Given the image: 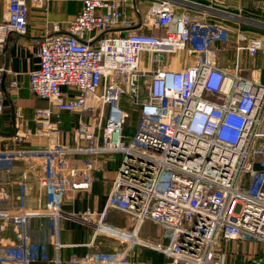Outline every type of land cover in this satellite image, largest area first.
I'll return each mask as SVG.
<instances>
[{
  "label": "built area",
  "instance_id": "1",
  "mask_svg": "<svg viewBox=\"0 0 264 264\" xmlns=\"http://www.w3.org/2000/svg\"><path fill=\"white\" fill-rule=\"evenodd\" d=\"M6 1L0 49L10 34L27 30L25 0ZM137 1L82 0L65 30L55 26L39 40L38 67L29 71L28 84L48 106L35 110L34 129L14 110L13 132L0 146V161L38 162V183L48 200L28 208L21 191L16 207H0V219L20 231L18 243L0 246L6 253L0 264H31L39 254L60 264L57 256H47L45 243L31 241L28 224L34 217L49 218L55 252L61 246L59 222L72 219L88 224L93 238L103 232L156 251L168 259L161 264H228L240 247L239 264L264 262V83L255 68L245 76L239 62L241 53L264 54V35L240 32L231 38L232 27L223 21L242 19L215 10V0H147L143 13ZM125 4L138 22L124 14ZM228 46L235 52L231 69L217 61V52ZM6 72L0 65V113ZM124 93L138 112L127 138L128 113L119 104ZM61 113L87 117L78 121L72 144L57 136L59 119L51 118ZM49 135L50 145H25ZM112 154L121 159L104 210L64 211L63 195L89 190L95 159ZM163 173L167 179L159 192ZM27 177L25 170L18 175L19 187ZM0 194L7 197L3 188ZM110 209L127 215L130 228L111 226ZM145 219L164 228L167 243L139 236ZM229 245L236 248L229 251ZM66 263L133 264L126 252L96 249Z\"/></svg>",
  "mask_w": 264,
  "mask_h": 264
},
{
  "label": "crops",
  "instance_id": "2",
  "mask_svg": "<svg viewBox=\"0 0 264 264\" xmlns=\"http://www.w3.org/2000/svg\"><path fill=\"white\" fill-rule=\"evenodd\" d=\"M205 3L206 0H194ZM27 5V30L23 35L10 34L3 48L0 49V65L7 69L4 75V109L0 113V146L9 141L13 132V115L16 108L19 109L26 120L25 127L34 129L36 123L32 120L35 110L48 106L46 99L34 95L29 89L28 73L38 67V43L41 37L47 33H53L55 26L63 31L69 21L80 11L82 0H25ZM136 6L143 13L147 6V0L137 1ZM213 7L218 11H225L230 15H238L242 20L237 21L229 17L223 21L229 24L231 38L242 32L246 37L264 35V4L262 0H215ZM124 14L133 21L138 22L139 17L133 14L132 8L125 4ZM7 11V1L0 0V20ZM229 21V22H227ZM119 32L124 33L123 30ZM234 49L217 52V61L223 67L231 69L234 62ZM240 66L245 76L249 70L255 68L260 82L264 83V54L257 53L254 57L241 53ZM16 87L11 86V82ZM52 121L59 119L58 138L63 144L73 143V133L78 121H85L87 117L80 118L76 114L61 113L59 117L52 116ZM51 135L48 137H34L25 145L41 147L50 145ZM121 155L112 154L108 157L99 156L95 159L96 169L92 172L89 190H68L61 199L62 209L66 212L81 214L86 210L103 211L109 193L111 183L120 164ZM36 162V161H35ZM14 161L6 164L0 161V189L6 191L7 197L0 194V207L14 208L18 205V196L23 193L25 206L28 208L43 207L47 203L45 191L39 186L38 175L42 169L38 162ZM27 171V181L24 187L18 185V175ZM108 223L120 229L130 228V219L124 213L110 209ZM160 224L146 220L139 229V236L147 239L162 240L168 242V238L162 232ZM28 232L33 243H45L47 256H57L60 264H67L70 257L83 256L87 252L96 249L102 252H126L133 264H161L168 259L142 246H131L122 238L114 237L107 233H96L93 238L92 228L84 223L72 219H63L59 222L57 241L61 243L55 252L53 242L50 241V221L48 217H34L28 224ZM93 239V245H89ZM20 241V231L8 221L0 219V246L16 244ZM1 251L0 255L5 256ZM31 264H54L46 261L41 254Z\"/></svg>",
  "mask_w": 264,
  "mask_h": 264
},
{
  "label": "rangeland",
  "instance_id": "3",
  "mask_svg": "<svg viewBox=\"0 0 264 264\" xmlns=\"http://www.w3.org/2000/svg\"><path fill=\"white\" fill-rule=\"evenodd\" d=\"M145 57H146V55H144V58ZM119 104H120L121 108L128 113V118L125 119V123L123 126V132H124V134H126L125 136L127 138V135H131L134 131V127L138 121V112L135 110L134 105L130 101V97L125 93L121 94L120 99H119ZM249 178H250V175L247 174L245 179H244V182L249 181ZM166 179H167L166 173H163L162 175H160L159 183L156 186L157 191L161 192L163 190L162 182H164ZM146 220L151 221L150 219H145L143 221V223ZM160 227L162 229V232L164 233L165 232L164 228L162 226H160ZM158 239H160V238H158ZM235 248H236V246L229 245L227 250L231 251L232 249H235ZM241 248L242 247L238 248L239 249L238 250L239 255L235 254L233 256L228 257V261H227L228 264H239V263L243 262L242 254L240 255V252L243 250ZM244 254H246V251Z\"/></svg>",
  "mask_w": 264,
  "mask_h": 264
},
{
  "label": "water",
  "instance_id": "4",
  "mask_svg": "<svg viewBox=\"0 0 264 264\" xmlns=\"http://www.w3.org/2000/svg\"><path fill=\"white\" fill-rule=\"evenodd\" d=\"M261 264H264V262H262Z\"/></svg>",
  "mask_w": 264,
  "mask_h": 264
}]
</instances>
